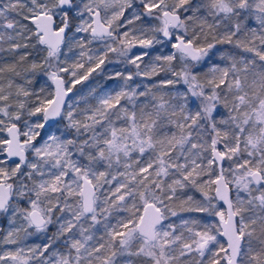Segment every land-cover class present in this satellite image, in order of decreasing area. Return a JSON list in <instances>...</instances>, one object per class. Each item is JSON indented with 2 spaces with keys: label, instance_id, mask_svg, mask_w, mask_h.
Instances as JSON below:
<instances>
[{
  "label": "snow or ice",
  "instance_id": "snow-or-ice-1",
  "mask_svg": "<svg viewBox=\"0 0 264 264\" xmlns=\"http://www.w3.org/2000/svg\"><path fill=\"white\" fill-rule=\"evenodd\" d=\"M0 61V264H264V0H0Z\"/></svg>",
  "mask_w": 264,
  "mask_h": 264
},
{
  "label": "rangeland",
  "instance_id": "rangeland-1",
  "mask_svg": "<svg viewBox=\"0 0 264 264\" xmlns=\"http://www.w3.org/2000/svg\"><path fill=\"white\" fill-rule=\"evenodd\" d=\"M93 47H97V45H93ZM8 59H10V58H8ZM103 79H104L103 76H97L94 73L93 77H90L88 81H85L83 83V85H77V88L81 89L82 95L84 97L89 95V86H92V87L99 86V87H97V92H101V91L107 89V85L103 84V81H104ZM114 85H115V83H114ZM94 102L96 103L95 100H94ZM81 106H84V104H81ZM186 196H192L195 200H201L202 199V193L196 188L184 189L182 198H186ZM174 210L177 212V215L171 217L170 222H172L176 226L177 234H179L182 230H184V228L182 226V219L183 220H189V221L199 220L202 223L203 222H210V221L215 222L218 219L217 217L209 216L206 213L186 212V211L181 212L179 210V207H175ZM123 215H126V214L125 213H117L114 211L112 213V216L110 217V220L114 223L117 218H119L120 216H123ZM167 222L168 221H166V223ZM0 224H2V222H0ZM184 234L187 235V232L185 231ZM3 235H4V232L0 231V238H2ZM21 236L23 237V234H21ZM37 243H40V239L33 236L30 238H27L26 240L22 239L21 246L27 247V246H31V245H34ZM16 247H17V245H2V244H0V252L5 251V250H9V249H15Z\"/></svg>",
  "mask_w": 264,
  "mask_h": 264
},
{
  "label": "trees",
  "instance_id": "trees-1",
  "mask_svg": "<svg viewBox=\"0 0 264 264\" xmlns=\"http://www.w3.org/2000/svg\"><path fill=\"white\" fill-rule=\"evenodd\" d=\"M111 55V54H110ZM11 59V58H10ZM9 59V60H10ZM0 62H2V61H0ZM108 68H112V65H108L107 66ZM154 80H159V79H161V77L160 76H158V77H154L153 78ZM102 80V79H101ZM104 81H103V84L105 85H107V90H109V91H111V89L113 88V87H115V85H114V81H108V80H106V78L104 77V79H103ZM146 83H147V81H146ZM87 98H88V103H90V104H95V102H94V99H92L89 95H87L86 96ZM81 104H84V101H81ZM81 107H83V106H81Z\"/></svg>",
  "mask_w": 264,
  "mask_h": 264
},
{
  "label": "water",
  "instance_id": "water-1",
  "mask_svg": "<svg viewBox=\"0 0 264 264\" xmlns=\"http://www.w3.org/2000/svg\"><path fill=\"white\" fill-rule=\"evenodd\" d=\"M223 207H225V208H226V205H223Z\"/></svg>",
  "mask_w": 264,
  "mask_h": 264
}]
</instances>
